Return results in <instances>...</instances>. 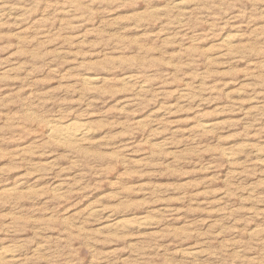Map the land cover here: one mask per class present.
<instances>
[{"label": "rangeland", "instance_id": "374dc122", "mask_svg": "<svg viewBox=\"0 0 264 264\" xmlns=\"http://www.w3.org/2000/svg\"><path fill=\"white\" fill-rule=\"evenodd\" d=\"M0 264H264V0H0Z\"/></svg>", "mask_w": 264, "mask_h": 264}, {"label": "bare ground", "instance_id": "6f19581e", "mask_svg": "<svg viewBox=\"0 0 264 264\" xmlns=\"http://www.w3.org/2000/svg\"><path fill=\"white\" fill-rule=\"evenodd\" d=\"M83 80L90 82L92 79L84 78ZM48 128H50V132L55 138L65 142L82 141L88 135L86 126L78 123H70L67 125L51 124ZM228 156H231V154ZM4 256L6 257L7 255L4 254Z\"/></svg>", "mask_w": 264, "mask_h": 264}]
</instances>
